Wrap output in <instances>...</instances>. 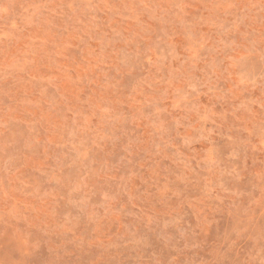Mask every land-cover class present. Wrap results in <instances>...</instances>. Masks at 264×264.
<instances>
[{
    "label": "rangeland",
    "instance_id": "374dc122",
    "mask_svg": "<svg viewBox=\"0 0 264 264\" xmlns=\"http://www.w3.org/2000/svg\"><path fill=\"white\" fill-rule=\"evenodd\" d=\"M0 264H264V0H0Z\"/></svg>",
    "mask_w": 264,
    "mask_h": 264
}]
</instances>
